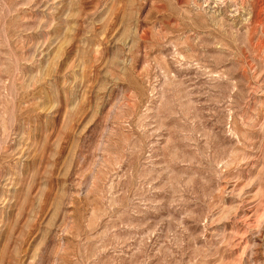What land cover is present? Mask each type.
<instances>
[{
  "label": "rangeland",
  "instance_id": "1",
  "mask_svg": "<svg viewBox=\"0 0 264 264\" xmlns=\"http://www.w3.org/2000/svg\"><path fill=\"white\" fill-rule=\"evenodd\" d=\"M0 264H264V0H0Z\"/></svg>",
  "mask_w": 264,
  "mask_h": 264
}]
</instances>
